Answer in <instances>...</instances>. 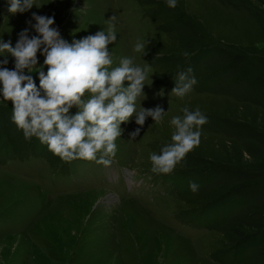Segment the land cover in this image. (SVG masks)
Here are the masks:
<instances>
[{
  "label": "rangeland",
  "instance_id": "1",
  "mask_svg": "<svg viewBox=\"0 0 264 264\" xmlns=\"http://www.w3.org/2000/svg\"><path fill=\"white\" fill-rule=\"evenodd\" d=\"M34 3L9 13L0 0V38L14 46L32 12L52 15L69 42L114 24L113 65L131 56L148 66L137 108L144 98L167 112L147 117L133 140L140 126L122 122L105 166L26 140L0 100V264H264V0ZM138 39L148 41L142 55ZM188 66L197 83L183 98L169 94ZM184 106L207 116L200 142L171 172L153 173L148 155L170 142L168 120Z\"/></svg>",
  "mask_w": 264,
  "mask_h": 264
},
{
  "label": "clouds",
  "instance_id": "2",
  "mask_svg": "<svg viewBox=\"0 0 264 264\" xmlns=\"http://www.w3.org/2000/svg\"><path fill=\"white\" fill-rule=\"evenodd\" d=\"M164 3L175 7L176 0ZM5 5L9 13H24L33 5L41 6L34 0H5ZM25 23L29 27L17 34L14 46L0 38V57H4L0 59V100L11 101L10 119L26 140L35 137L65 161L80 158L107 166L115 156L122 122L132 118L140 126L129 133V140H133L147 117L153 123L163 119L167 110L161 105H141L143 88L149 85L145 82L148 66L134 64L131 56H121L113 65L107 45L117 40L114 24L69 42L54 25L52 15L32 12ZM30 29L35 34H30ZM147 43L138 39L133 51L142 55ZM38 52L42 63H38ZM180 54L190 55L186 50ZM9 55L13 58L12 68L7 67ZM192 71L191 66L178 68L169 94L183 98L197 83ZM141 94L144 98L137 108L136 100ZM73 108L75 111H70ZM180 111L182 115H172L168 120L172 129L170 142L148 155L153 173L171 172L200 142L201 126L207 116L198 106L192 110L184 106ZM188 188L195 192L199 184L189 180Z\"/></svg>",
  "mask_w": 264,
  "mask_h": 264
},
{
  "label": "bare ground",
  "instance_id": "3",
  "mask_svg": "<svg viewBox=\"0 0 264 264\" xmlns=\"http://www.w3.org/2000/svg\"><path fill=\"white\" fill-rule=\"evenodd\" d=\"M162 232V231H161ZM166 235V234H165Z\"/></svg>",
  "mask_w": 264,
  "mask_h": 264
}]
</instances>
